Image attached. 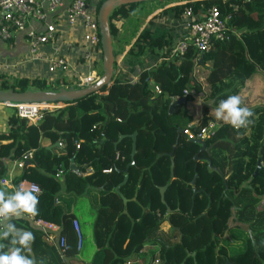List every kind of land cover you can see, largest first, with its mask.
I'll use <instances>...</instances> for the list:
<instances>
[{
  "label": "trees",
  "instance_id": "1",
  "mask_svg": "<svg viewBox=\"0 0 264 264\" xmlns=\"http://www.w3.org/2000/svg\"><path fill=\"white\" fill-rule=\"evenodd\" d=\"M145 4L119 5L108 15L109 31L113 42L119 44V54L130 42L124 55L138 56L148 49L160 57L157 63L140 69L135 81L114 76L97 92L53 111L43 108L46 104L26 103L42 107L37 123L17 114L13 105L21 103H8L13 113L8 118L7 131L0 132V162L31 150V158L22 164L14 181L25 178L38 184L41 194L37 217L60 225L57 233L65 236L66 249L60 253L26 216H10L7 225L34 233L35 242L25 253L34 264H66V260L73 264L75 260L70 257L76 253L90 254V264H145V258L153 255L152 251L140 253L145 244L158 246L159 264H264V105L247 107L254 113L247 128L237 131L216 121L214 134L205 139L206 144L212 143L208 153L177 130L186 123L197 124L192 109L187 107L188 101L199 95L208 100L201 106L198 122L205 124L207 105L216 108L220 100L239 95L245 79L253 72L264 73V0H163L153 9ZM166 4L169 5L152 14ZM209 5H216L223 15L229 14L228 30L224 38L212 39L202 53L187 44L181 54L165 59L173 47L172 36L168 32L152 36L147 26L132 39L143 23H150L151 16L167 12L183 16V11L189 9V18L194 20ZM74 28L68 34L73 31L71 40L79 48L81 42L74 38L79 32ZM98 48L99 43L89 59L77 54L79 64L67 66L61 76L72 81L76 73L68 77L69 71L85 74L100 59ZM69 55L66 53L65 59ZM99 68L98 64L95 69ZM50 86L51 81L44 78L21 75L7 81L0 74V88ZM183 88L189 92L183 94ZM176 96H183L184 100L174 104L169 112L168 104ZM132 132L134 162L124 171L130 160ZM60 139L63 145L54 144ZM71 163L74 168H70ZM85 167L92 170L77 174ZM6 168L0 163V172ZM58 168L65 187L71 176L83 184V192L93 188L98 193L87 237L80 227L83 240L78 251L70 223L73 213L66 212L63 204L56 201L63 186L61 177L55 175ZM104 168L110 171H102ZM124 174L126 179L118 190L126 198L135 193V200L128 199L122 212V200L113 187ZM194 174L197 190L191 199L188 182ZM163 184V199L170 209L167 218L157 188ZM166 219L170 232L165 234L158 228ZM229 220L246 228L230 226ZM16 238L14 232L11 239L0 243L6 250L13 247L11 240ZM91 247L93 250L88 253ZM133 256L144 263L129 260Z\"/></svg>",
  "mask_w": 264,
  "mask_h": 264
},
{
  "label": "built area",
  "instance_id": "2",
  "mask_svg": "<svg viewBox=\"0 0 264 264\" xmlns=\"http://www.w3.org/2000/svg\"><path fill=\"white\" fill-rule=\"evenodd\" d=\"M102 0H0V40H8L14 36V33L24 31L28 55L27 59H48L47 69L49 71L57 72L60 77H57L58 81L62 79L61 74L65 72L68 65L64 56L59 53V47L55 45L54 41L61 32L65 35V26L57 25L55 22L61 19V15L64 14L65 24L71 27H75L79 22L83 31L79 37L81 54L85 59L91 58V53L98 47L99 34L96 21L97 3ZM98 3V5H99ZM96 8L94 9V7ZM60 14L55 15L57 12ZM190 10L183 11V16L186 18L185 27L187 29V39L178 40L171 48L168 57L171 55L181 54L187 44L196 48L199 53L207 50L212 39L224 38L225 32L228 30L226 23L229 14H222L216 5H209L206 10L197 19H190ZM29 20H36L42 25L40 29L28 28L27 24ZM57 25V26H56ZM61 29V32L57 30ZM67 37V36H65ZM46 44L51 48V55L46 57L40 50V46ZM72 43H68V49L71 50ZM97 50L100 49L98 48ZM165 58V57H164ZM94 67V66H93ZM77 74L76 78L69 81L67 85H82L81 79L86 78L87 73ZM89 75V74H88ZM155 90H158L154 86ZM183 94L188 93L186 88L182 89ZM177 98L172 97V99ZM11 106V104L5 103ZM17 107L18 115L27 116L32 122L37 123L41 119L42 107L32 104L21 103L13 105ZM12 107V106H11ZM58 105H47L45 108L48 111H53ZM215 122L207 121L202 125H192L186 123L181 129L182 134L187 138H207L214 134ZM57 145H63V141L57 140ZM75 146H78L75 141ZM117 156V153L115 154ZM31 150L22 153L18 158H15L14 164L18 168L22 167L24 162H28L31 158ZM91 167H85L83 170H77V174H84L90 172ZM61 169H57L56 176L60 174ZM102 171L108 172L110 168H104ZM0 183L9 186L13 189V192L17 189H29L31 185L35 184L33 181L25 178L14 181L10 176L0 177ZM28 218V217H27ZM32 225L38 227L43 237L53 242L57 250L60 253H64L66 249L65 236L63 234L55 233L60 227L56 222L46 220L40 217L28 218ZM71 227L75 236V250L78 251L82 246V233L78 221L76 218H72ZM11 248V247H9ZM8 248V249H9ZM156 261V259H155Z\"/></svg>",
  "mask_w": 264,
  "mask_h": 264
},
{
  "label": "crops",
  "instance_id": "3",
  "mask_svg": "<svg viewBox=\"0 0 264 264\" xmlns=\"http://www.w3.org/2000/svg\"><path fill=\"white\" fill-rule=\"evenodd\" d=\"M58 14H60V10L55 15H58ZM55 23L57 25H59V28H60V26H65V28H64L65 35H62L61 29H58L57 31L61 32V34L58 37H56V40L54 41V43H55V45H57L59 47V53L62 56L65 57L66 53H71L72 56L71 55H69V57L66 56V59H67V63H68L67 66H70L71 68H73L76 65H78L80 62V57H78L77 54H81V49H80V47L77 48V45H74V39L71 40V38H73L72 37L73 31L70 34H68V31L71 29V27H69L68 25L65 24L66 22L64 19V14H62L61 19L59 21H56ZM147 24H149V23H143L141 29H139V31L137 33H139L144 27H146ZM41 26L42 25H40V23L36 20H29V22L27 24L28 28H33V29H37V30L40 29ZM182 27H184V25L182 26V25L177 24V26L172 28V32L169 30L166 31V32L170 33V35L172 36V41H173V38H175L177 40L178 37H179L178 40L187 39V35H188L187 29L185 27L184 28H182ZM147 28H149L151 30L152 36H157V35L164 32V31H160L158 34H156L154 22L153 23L150 22V24L147 25ZM74 30H75V32H79V36L74 37V38H79L81 32L83 31V28L81 27L79 22L76 23ZM233 32L237 33L235 30H233ZM67 35H69V36H67ZM65 36H67V37H65ZM68 43H72L70 45V46H72L71 50L68 49ZM175 43H173V46L175 45ZM130 44L131 43L129 42L126 45V47L123 48L124 50L122 51V53H120V54L118 52H116V53L119 55V57L122 56L121 61L123 60V58H125L124 59L125 64L128 63V64L132 65L131 67H129V66H122L121 67L120 66L119 72H120V75H122V78L127 77V78H129L130 81H135L137 79V75H138V72L140 69L150 67L152 64L157 63L160 60V57L155 55L157 57L154 56L152 62L148 66H146V67L142 66L141 68H136V64L132 58H137L139 55L138 56L124 55L126 50L128 49V47L130 46ZM118 45L119 44L114 43L115 51L120 50L118 48L119 47ZM40 50L44 54V56H46V57H48L52 54L51 48L49 47V45H46V44L41 45ZM76 50H78V52H76ZM153 52H155V51H153ZM27 55H28V47H27L24 31H19V32L14 33V36L9 38L8 40H4V41L0 40V74H4V77L7 79V81H12L13 78H15L16 76H21V75L27 76V77H34V78H37L39 80H42L44 78L46 80L51 81V86H50L51 89H56V86H61V85L69 83L70 80L66 79L64 77H62V79L58 81L57 77H60V75L59 74L57 75V72L49 71L47 69L48 59L31 60V59H27ZM73 55H77V56L74 57ZM99 55H100V53H99ZM166 58H168V56H166L165 59ZM161 59H163V58L161 57ZM99 60L100 59H98L96 62H98ZM121 61H120V63H121ZM129 61L131 63H129ZM95 65H96V63L94 64L93 69L96 67ZM128 67H129V69H131V71L127 70ZM70 73L71 74L76 73V75L79 74L78 71H69L67 73L68 77H69ZM187 91L189 92L188 89H187ZM239 96L241 97V99L243 101V104H242L243 107H249V106L256 105V104L264 105V73L257 71V72H253L250 76H248L245 79L243 86L239 90ZM194 101H197L200 103L199 96L197 98H195L193 101H188L187 107L192 109L193 114H194L193 121L195 123H197L201 119L200 115H202L201 114L202 104L196 105V103H194ZM203 104H205V103H203ZM214 109H215L214 107L207 105V111L205 112L206 113V119L208 116H214ZM12 113H13V108L11 106L6 105L5 103H0V132H6L7 131V129H8L7 121H8L9 116ZM214 119H216L215 116H214ZM216 121H218V120H216ZM14 160L15 159H2L1 160L0 163L3 164L4 166L6 165L7 168L5 169V171L0 172V177L10 176L12 179H14L16 176H18L20 168L15 166ZM60 177H61V182H62L63 186H62V190H60V192L58 193L59 198L56 199V201L59 204H63L64 210L66 212H72L73 213V218L77 219L80 227L82 228V231H83L85 237H87V228H88V226L91 222V218L93 216L92 208L95 207L97 204L98 193L93 188H91L90 190H88L86 192H83L84 191L83 184H81L78 180H75L71 176L68 177V180L66 181L67 186L65 187L64 186L65 182L63 179V173L59 174V178ZM0 189L5 190V192L7 194H11L13 192V189L11 187L3 185L1 183H0ZM261 204H262V201H260L259 206H261ZM21 216H24V215H21ZM9 218H10V216L0 217V232L7 230V226H8L7 220ZM232 223H233V225H238L240 227L243 225L242 223H239L236 221H232ZM228 224L231 225L230 222H228ZM166 227L167 228L169 227V223H168L167 219L163 220L161 222V224H159L158 230L160 232H162L165 230ZM60 228L61 227H59L55 231V233L59 232ZM16 229L18 230V228H16ZM13 233L10 235V239L13 237ZM162 233H166V232H162ZM224 236H226V235H224ZM92 250H93V247H91L89 253ZM146 251H152L153 252L152 256L154 259L151 260V263L159 264L160 261L158 260V256H157L158 246L157 245H151V244H145L141 247L140 253L146 252ZM89 255H86V254L83 255L81 253L80 254L76 253L73 256H71L70 258H73L75 260V262L73 264H80V263L90 264V261L88 259ZM149 258H150L149 256L145 258V264L149 261ZM155 259H156V261H155ZM129 260H133L135 263H144V261H142V259L139 258L138 256H133V257L129 258ZM66 264H70V262L66 260Z\"/></svg>",
  "mask_w": 264,
  "mask_h": 264
},
{
  "label": "water",
  "instance_id": "4",
  "mask_svg": "<svg viewBox=\"0 0 264 264\" xmlns=\"http://www.w3.org/2000/svg\"><path fill=\"white\" fill-rule=\"evenodd\" d=\"M178 1L184 2L188 0H178ZM132 2H146V4L148 3V6H150L153 9V7L160 6L163 3V0H102L99 3L96 10V21H97L98 34H99L100 68L95 74L94 80L92 82L77 86L61 85L59 88L56 89L25 88L23 90H19L13 88H0V103H37L40 105L46 104V105L63 106L72 101L83 98L89 94L95 93L103 86L110 84L116 72L115 65L117 63V60L115 59L113 52L114 42L112 40V36L109 31L108 15L114 7ZM137 34L133 37V40L137 36ZM183 100H184L183 96L173 99L168 104V108H167L168 111L170 112L172 110L174 104ZM177 130L179 132L181 131L179 127L177 128ZM130 136H131L130 160L125 165V168L123 169L124 171L126 170V167L129 164H132L134 162L133 153L135 151V132H132ZM118 139L116 141H118ZM189 139L197 144H200V149H203L207 153L209 152L212 143L206 144V141L203 140L202 138H189ZM193 158L195 160L198 158L197 153L193 155ZM207 163L208 165H210L209 160H207ZM258 163H259V159H257V164L254 168L253 174L257 171ZM170 167H172V163H170ZM70 168H74L72 163L70 164ZM171 175L172 173L170 172V176ZM195 176L196 174H194L190 179V181L188 182L192 188L191 199H193L195 191L197 190L194 187ZM125 179H126V174H124L122 180L113 187V190L118 192L122 200L123 203L122 212H125V205L128 199L135 200V193L130 198H126L118 190L119 185L123 183ZM165 187L166 184H163L158 186L157 188L159 193V200L165 205V212L167 218L170 209L167 207L163 199V191Z\"/></svg>",
  "mask_w": 264,
  "mask_h": 264
},
{
  "label": "clouds",
  "instance_id": "5",
  "mask_svg": "<svg viewBox=\"0 0 264 264\" xmlns=\"http://www.w3.org/2000/svg\"><path fill=\"white\" fill-rule=\"evenodd\" d=\"M242 104L243 101L239 95H230L220 100L214 109L216 120L230 125L237 131L247 128L252 123L250 118L254 113ZM40 194L41 190L35 184L29 189H17L11 194L0 189V217H20L21 215L28 218L37 217ZM13 232L18 237L11 240L13 247L5 250L6 246L0 243V264H34V260L25 254L30 251V245L35 242L34 233L28 230H17L14 225L9 224L7 230L0 232V241L10 238Z\"/></svg>",
  "mask_w": 264,
  "mask_h": 264
},
{
  "label": "rangeland",
  "instance_id": "6",
  "mask_svg": "<svg viewBox=\"0 0 264 264\" xmlns=\"http://www.w3.org/2000/svg\"><path fill=\"white\" fill-rule=\"evenodd\" d=\"M169 4H166V5H163L162 7H160L159 9H156L155 11H153V13L152 14H154V13H156L158 10H160L161 8H163V7H165V6H168ZM151 14V15H152ZM150 15V16H151ZM152 18V20L150 21L151 23H153L154 22V24H155V33L156 34H158L160 31H164V32H166V31H171L172 32V28H174L175 26H177V24L178 25H184V27H185V22H186V18H184V16H174L173 14H172V12H167V13H161V14H159V15H155V16H151L150 17V19ZM177 23V24H176ZM150 24V23H149ZM149 24H147V25H149ZM146 25V26H147ZM184 27H182V28H184ZM186 28V27H185ZM178 39H179V37H178ZM177 39V40H178ZM177 40L175 39V38H173V43H175V42H177ZM113 52H114V56H115V59L117 60V63H116V65H115V69H117L116 70V72H115V74H114V76L116 77H119V78H122V75H120V72L118 71L119 70V67L120 66H128V63H126L125 64V62L124 63H122V64H120V61H121V59H122V56L121 57H119V55L118 54H116V51H115V49L113 50ZM155 55H157L156 54V52H151L150 50H148V49H146L145 50V52H143V54H141V55H139L137 58H132L133 59V61L135 62V64H136V68H141L142 66H144V67H146V66H148L151 62H152V60H153V58H154V56ZM155 57H157V56H155ZM129 63H131L130 61H129ZM100 65V63H99V61L98 62H96V65L95 66H97V65ZM132 66V65H131ZM130 66V67H131ZM128 71L130 70L131 71V69H129V67H128V69H127ZM92 70H90L88 73H87V75L91 72ZM97 71L98 70H96V72H95V74L97 73ZM63 76H64V78H65V75L63 74ZM85 80L86 79H84V80H82V83H84L85 82ZM59 88L60 86H56V88ZM199 100H200V103L199 102H197V101H194V103H196V105H199V104H202V105H205V104H203L204 102H206L207 104H208V100L207 101H204V99L202 98V96L201 95H199ZM61 107V106H60ZM205 109V108H204ZM205 111H207V109H205ZM213 121V122H215L216 121V119H214V116H208L207 117V119H206V121L205 122H207V121ZM204 122V123H205ZM198 123V122H197ZM229 222L231 223V224H233L232 223V220H229ZM230 226H232V225H230ZM243 229L244 228H246L244 225H242L241 226ZM162 232H166V233H168V232H170V229H169V227L167 228H165V230L164 231H162ZM165 233V234H166ZM88 251H90V250H88ZM89 253V252H88ZM149 256V255H148ZM147 256V257H148ZM150 258H149V261L151 262V260H153L154 258H153V256H149Z\"/></svg>",
  "mask_w": 264,
  "mask_h": 264
},
{
  "label": "bare ground",
  "instance_id": "7",
  "mask_svg": "<svg viewBox=\"0 0 264 264\" xmlns=\"http://www.w3.org/2000/svg\"><path fill=\"white\" fill-rule=\"evenodd\" d=\"M95 72H96V69L94 68V69L89 73V75L86 76V78L81 79V81L84 80V79H86L85 82L82 83V84H88V83L92 82V81L94 80V77H95ZM113 72H114V70H113ZM105 86H106V85H105Z\"/></svg>",
  "mask_w": 264,
  "mask_h": 264
},
{
  "label": "flooded vegetation",
  "instance_id": "8",
  "mask_svg": "<svg viewBox=\"0 0 264 264\" xmlns=\"http://www.w3.org/2000/svg\"><path fill=\"white\" fill-rule=\"evenodd\" d=\"M203 139V138H202ZM206 138H204L203 140H205Z\"/></svg>",
  "mask_w": 264,
  "mask_h": 264
}]
</instances>
